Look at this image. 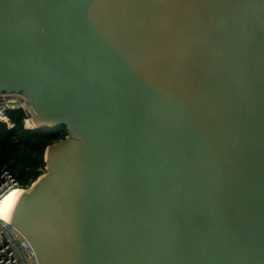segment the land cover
<instances>
[{"label":"water","instance_id":"water-1","mask_svg":"<svg viewBox=\"0 0 264 264\" xmlns=\"http://www.w3.org/2000/svg\"><path fill=\"white\" fill-rule=\"evenodd\" d=\"M1 94L66 127L35 264H264V0H0Z\"/></svg>","mask_w":264,"mask_h":264},{"label":"trees","instance_id":"trees-1","mask_svg":"<svg viewBox=\"0 0 264 264\" xmlns=\"http://www.w3.org/2000/svg\"><path fill=\"white\" fill-rule=\"evenodd\" d=\"M8 116L15 125L7 129L0 124V168L5 166L24 189L44 173L45 149L65 138L66 127L26 129L23 126L24 111H11Z\"/></svg>","mask_w":264,"mask_h":264},{"label":"built area","instance_id":"built-area-1","mask_svg":"<svg viewBox=\"0 0 264 264\" xmlns=\"http://www.w3.org/2000/svg\"><path fill=\"white\" fill-rule=\"evenodd\" d=\"M25 99L19 95L1 94L0 95V124H4L7 129L14 128V123L8 116L11 111L22 110L25 113L23 126L26 129H33L31 123L32 112L26 107ZM11 189H21L15 177L9 170L2 166L0 168V199ZM9 223L0 219V264H26L25 259L33 258L28 242L22 235L13 230V234L8 233ZM34 259V258H33Z\"/></svg>","mask_w":264,"mask_h":264},{"label":"bare ground","instance_id":"bare-ground-1","mask_svg":"<svg viewBox=\"0 0 264 264\" xmlns=\"http://www.w3.org/2000/svg\"><path fill=\"white\" fill-rule=\"evenodd\" d=\"M25 105L30 110L28 104L25 103ZM22 192L24 191H22L21 189H11L9 192H7L1 197L0 199V219L4 221L5 223L10 222L15 202L19 194Z\"/></svg>","mask_w":264,"mask_h":264},{"label":"rangeland","instance_id":"rangeland-1","mask_svg":"<svg viewBox=\"0 0 264 264\" xmlns=\"http://www.w3.org/2000/svg\"><path fill=\"white\" fill-rule=\"evenodd\" d=\"M7 231L9 234H13V230L11 228H8ZM25 263L26 264H35V261L33 258H29V259H25Z\"/></svg>","mask_w":264,"mask_h":264}]
</instances>
